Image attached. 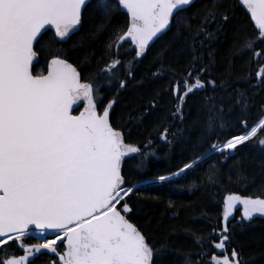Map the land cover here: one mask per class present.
<instances>
[{
    "label": "snow or ice",
    "instance_id": "1",
    "mask_svg": "<svg viewBox=\"0 0 264 264\" xmlns=\"http://www.w3.org/2000/svg\"><path fill=\"white\" fill-rule=\"evenodd\" d=\"M195 3L0 0V264H165L173 254L169 240H155L132 222L133 196L158 184L176 183L210 159L215 162L205 179L216 186L224 178L218 164L249 148L264 155V101L253 108L247 89L234 88L224 79L218 83L205 63L211 62V52L207 58L202 54L231 23L230 11L221 0H212L194 30L195 17L188 13ZM239 4L247 9L252 30L239 36L237 51L250 53L249 63L257 65L243 82L264 88V0ZM85 13L98 19L81 45L100 34L108 37L100 55L92 54L94 70L74 65L63 48L43 42L54 29L53 43H66L84 30ZM119 15L125 16L122 25L113 22ZM41 51L50 58L43 70L35 71ZM154 51L153 76L167 80L163 95L157 96H170L173 104L159 121L157 139L171 146L182 137V129H173L176 121L184 123L189 102L208 120L191 157L167 175L146 179L144 161L155 155L153 139L130 142L131 131L125 129L142 122L147 110L135 121L131 113L124 121L115 106L135 79L136 65ZM169 53L185 57V66H178L179 61L167 64ZM102 87L114 93L107 103ZM209 91L213 94L200 95ZM148 108L157 110V100ZM137 157L139 178L132 183L125 166ZM226 178L252 194L225 195L218 226L207 234L185 230L198 251L183 254V264H254L236 245L234 229L243 231L257 217L264 218V180L257 183L231 168ZM29 237L38 242H29ZM11 245L22 254L10 250Z\"/></svg>",
    "mask_w": 264,
    "mask_h": 264
},
{
    "label": "trees",
    "instance_id": "2",
    "mask_svg": "<svg viewBox=\"0 0 264 264\" xmlns=\"http://www.w3.org/2000/svg\"><path fill=\"white\" fill-rule=\"evenodd\" d=\"M212 0H196L188 15L195 17L193 29L197 27L200 19L204 15L205 6L210 7ZM221 3L230 11L231 23L223 31L217 33V38L211 44H206L203 56L208 57L211 52V62L205 63L210 67L212 74L217 78L224 79L228 84L241 91L248 90V96L252 107H257L264 101V88H251L243 81L247 79L249 71L256 69L255 63H249L250 53L238 52L239 36L245 33L251 34L250 16L247 11L239 4V0H221ZM87 17L84 30L72 36L66 43H53L54 31H49L44 36L43 42H48L52 48H63L69 57V62L86 67L87 70H94L95 60L92 54L98 57L102 50L104 42L108 39L107 35L100 34L94 41L85 40L81 45V38L86 36L89 29L98 18H92L90 13H85ZM125 16L119 15L113 20L119 24L124 23ZM107 23V21H105ZM215 24L211 25L214 30ZM58 39V38H56ZM186 39L191 41V36L186 34ZM264 47V46H262ZM155 51L149 55L142 64L136 65L135 79L131 81L126 91L121 92L118 103L115 106L116 114L123 115L124 121H128L129 114H132L135 121L141 113L147 110V115L142 122L128 124L127 132L131 131L130 142L143 143L151 136L153 139V149L155 155L144 161L145 178L155 177L157 175H167L175 171L182 162L193 155V148L198 146V137L202 129L206 127L208 117L205 113L198 111V107L191 102L185 105V120L183 124L176 121L177 129L183 130L182 137L172 141L171 146L163 144L157 139L160 129L159 121L168 116V110L173 107L170 96H164L160 100L157 93L163 95V89L167 85V80L157 79L153 73L157 68L152 65ZM40 63L35 66V71H41L45 68L46 59L50 58L47 51L38 52ZM130 59V58H129ZM89 60L88 65L83 62ZM185 66L186 58L179 57L174 53H169L166 63ZM253 82L255 76L252 77ZM229 95H234L232 88L228 89ZM201 93L200 95H212ZM101 95L107 100L113 98L114 93H109L106 88H101ZM157 100L158 109L153 111L148 108L149 104ZM231 122H235L234 118ZM173 123L171 119L168 121ZM171 139V136L169 137ZM251 143V142H250ZM243 147V146H241ZM140 162V157L135 161H129L125 166V171L132 183L139 178L136 174L135 164ZM210 159L200 169L189 173L185 178L176 183L156 185L149 188L142 194L134 195L131 202L135 203L132 214V222L141 230L145 231L155 240L168 238L169 244L173 249V254H169L165 259V264H183V254L198 251L193 244L190 235L186 234V229L197 233L207 234L211 231V226H218L217 220L222 215V201L225 195L229 193H238L241 195L252 194V191H245L241 186L227 180L226 175L231 168L233 172L243 171L249 179H254L257 183L264 180V155L257 149L249 148L241 151L227 161L223 166L217 165V169L223 174V181L216 186L206 182L205 173L209 165L214 163ZM236 166V167H233ZM235 179V176H234ZM169 202L172 206L169 207ZM238 210L236 215H239ZM236 236V245L242 247L243 256L246 260L253 259L254 264H264V218L257 217L251 226L245 227L243 231L239 226L234 229ZM31 243L38 242L35 238H26ZM10 250L16 254H22L15 245L10 246ZM3 253H0L2 256ZM40 264V261H37Z\"/></svg>",
    "mask_w": 264,
    "mask_h": 264
},
{
    "label": "flooded vegetation",
    "instance_id": "3",
    "mask_svg": "<svg viewBox=\"0 0 264 264\" xmlns=\"http://www.w3.org/2000/svg\"><path fill=\"white\" fill-rule=\"evenodd\" d=\"M244 8V7H243ZM246 11H247V9L246 8H244Z\"/></svg>",
    "mask_w": 264,
    "mask_h": 264
},
{
    "label": "water",
    "instance_id": "4",
    "mask_svg": "<svg viewBox=\"0 0 264 264\" xmlns=\"http://www.w3.org/2000/svg\"><path fill=\"white\" fill-rule=\"evenodd\" d=\"M54 30V29H53ZM78 114V113H77Z\"/></svg>",
    "mask_w": 264,
    "mask_h": 264
}]
</instances>
